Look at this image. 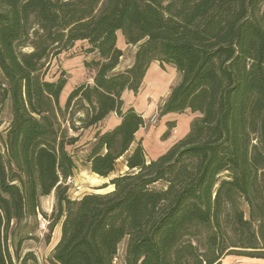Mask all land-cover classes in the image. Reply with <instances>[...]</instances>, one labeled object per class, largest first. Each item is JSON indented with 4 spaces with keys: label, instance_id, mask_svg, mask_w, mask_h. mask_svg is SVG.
<instances>
[{
    "label": "trees",
    "instance_id": "obj_1",
    "mask_svg": "<svg viewBox=\"0 0 264 264\" xmlns=\"http://www.w3.org/2000/svg\"><path fill=\"white\" fill-rule=\"evenodd\" d=\"M127 46L134 63L116 69ZM87 45L85 81L60 99L65 71L51 60ZM90 58V60H88ZM155 62L180 81L161 115L199 113L189 132L150 161L138 132L146 120L125 108ZM0 92L12 118L0 134V264H38L9 249L12 224L38 215L55 193L47 241L61 223L50 264H223L232 255L264 260V0H0ZM97 131L86 164L114 190L68 197L78 164L68 151ZM79 124V125H76ZM169 132L175 123H169ZM107 187V185H106Z\"/></svg>",
    "mask_w": 264,
    "mask_h": 264
},
{
    "label": "rangeland",
    "instance_id": "obj_2",
    "mask_svg": "<svg viewBox=\"0 0 264 264\" xmlns=\"http://www.w3.org/2000/svg\"><path fill=\"white\" fill-rule=\"evenodd\" d=\"M117 45L120 49H125L124 59L121 60V68L124 69L131 64L135 57L134 53L135 50L137 51V47H126L125 38L121 31L118 33ZM86 46L83 43H79L75 49L61 55V58L51 60L48 65L49 74L46 76L47 80L54 79L55 75L61 74L62 71L66 73L68 81L61 96L62 106L66 103L70 92L76 86L88 80V75L83 68L86 58L84 48ZM155 64L157 70H154L155 67L152 68L147 79L145 77L143 86L137 95L132 91L126 92L130 93V99L127 98L126 101L138 106L139 113L146 120L145 127L137 134V140L142 141L148 161L162 155L173 146V143L178 142L186 136L192 121L200 116L199 113H191L189 111L184 114L172 113L167 116L161 115V108L169 97L167 94L169 92L171 93L172 88L180 81V75L176 69L173 70L171 68L172 66L166 65L165 67H161L159 62H155ZM152 105H154V110L150 112ZM11 118V101L4 99L2 92H0L1 135L5 136ZM169 123H175V127L170 130L169 137L164 138L166 133L169 132ZM76 125L79 124L76 123ZM66 127L69 128L68 133L72 137L81 134L79 141L75 145L67 147L78 164L76 175L71 177V182H68V180L66 182V185L69 187L67 192L68 197L72 200H79L87 194H106L113 191L114 186L110 185V180L127 171L123 167L125 160L123 158L119 160L115 174L108 178H102L90 173L86 168V160L95 143L97 131L91 129L92 131L85 130L78 133L70 128V123H67ZM40 202L41 207L37 216L28 217L18 225L12 224L11 231L13 230L14 234H10L8 244L11 253L14 255L16 245L20 239H23L22 255L27 252H33L37 257L38 264H50L49 259L61 238V223H59L53 229L50 241H47V236L50 232V223L53 220V210L57 203L55 193L48 197H42ZM126 246V240L120 244L119 256L115 264H124ZM223 264H264V260L232 255L224 258Z\"/></svg>",
    "mask_w": 264,
    "mask_h": 264
},
{
    "label": "crops",
    "instance_id": "obj_3",
    "mask_svg": "<svg viewBox=\"0 0 264 264\" xmlns=\"http://www.w3.org/2000/svg\"><path fill=\"white\" fill-rule=\"evenodd\" d=\"M81 44V43H80ZM126 47H128L127 45H126ZM75 49V48H74ZM124 51V56H125V49L123 50ZM135 53H136V50H135ZM135 53H134V55H135ZM124 56L122 57V60L124 59ZM59 58H61V56L59 57ZM133 63H134V58H133V60H132V62H131V64L130 65H128V66H126L124 69H122L121 68V63H120V65L118 66V68L116 69V72H121V71H124L125 69H127V68H129V67H131L132 65H133ZM156 66V64L155 63H153L152 65H151V67L149 68V70H148V73L146 74V79H147V77H148V75H149V73H150V71L152 70V68H154ZM171 67V66H170ZM84 68V67H83ZM173 70H174V68L173 67H171ZM154 70H157L156 69V67H155V69ZM88 80H89V83H92V80L91 79H89L88 78ZM87 80V81H88ZM127 92V91H126ZM124 93V96H123V98H124V102H125V108H127V107H134L138 112H139V108H138V106H136L135 104H133L132 102H127L126 101V99L128 98V99H130V93ZM170 93V92H169ZM169 93L167 94V96H169ZM60 103H61V99H60ZM62 105V104H61ZM154 110V105H152L151 107H150V112H152ZM141 112V111H140ZM142 113H144V112H142ZM145 114V113H144ZM144 117V116H143ZM120 118L118 117V115L117 114H115V113H113V114H111L108 118H106V120H104L97 128H95L94 130L95 131H108V130H111V129H113L115 126H117L119 123H120ZM90 131H92V130H90ZM89 132V131H88ZM176 143V142H175ZM175 143H173V144H175ZM148 158V157H147ZM152 159H155V158H152ZM125 165V166H124ZM123 165V167H124V170H128V168H127V166H126V164H124ZM86 168H87V170L90 172V170H89V166L87 165L86 166ZM77 171H78V168L76 169V171H75V174L74 175H76V173H77ZM91 173V172H90ZM115 174V173H114ZM95 175V174H94ZM113 175V174H112Z\"/></svg>",
    "mask_w": 264,
    "mask_h": 264
},
{
    "label": "built area",
    "instance_id": "obj_4",
    "mask_svg": "<svg viewBox=\"0 0 264 264\" xmlns=\"http://www.w3.org/2000/svg\"><path fill=\"white\" fill-rule=\"evenodd\" d=\"M71 181H72V178H69V179H68V182H71Z\"/></svg>",
    "mask_w": 264,
    "mask_h": 264
}]
</instances>
